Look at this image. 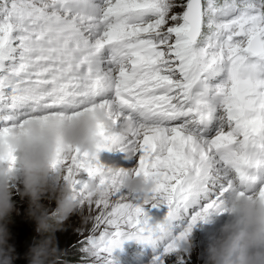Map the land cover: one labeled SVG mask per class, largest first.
<instances>
[{
  "label": "snow or ice",
  "instance_id": "snow-or-ice-1",
  "mask_svg": "<svg viewBox=\"0 0 264 264\" xmlns=\"http://www.w3.org/2000/svg\"><path fill=\"white\" fill-rule=\"evenodd\" d=\"M96 106L133 131H101L94 154L69 147L50 168L91 220L96 260L111 264L125 240L160 241L165 264L230 192L264 200V0H0V138ZM114 147L136 166L105 169L98 153ZM0 163L14 171L17 153ZM124 175L152 178L149 199ZM145 205L168 211L153 221Z\"/></svg>",
  "mask_w": 264,
  "mask_h": 264
},
{
  "label": "clouds",
  "instance_id": "clouds-1",
  "mask_svg": "<svg viewBox=\"0 0 264 264\" xmlns=\"http://www.w3.org/2000/svg\"><path fill=\"white\" fill-rule=\"evenodd\" d=\"M101 131L122 139L133 131V123L125 119L117 126L103 107L96 106L71 118L33 119L12 131L6 139L0 138V161L8 159L9 147L18 154L23 186L20 195L29 201L25 218L34 222L35 232L42 237L24 254L28 264H57L64 253L57 246L55 233L64 231L65 222L80 208L70 185L64 183L54 190L56 210L50 221L40 201L51 190V163L61 150L69 147L94 154ZM13 179V171L0 163V264H14L17 259L15 248L9 243L12 238L9 225L14 214H19L9 188ZM121 180L124 189L142 200H148L155 187L153 179H145L143 175H124ZM90 191L96 192V189L90 187ZM224 207L230 219L208 246V264H264V200L233 191L227 195ZM179 247L188 253L191 241L188 238L180 241Z\"/></svg>",
  "mask_w": 264,
  "mask_h": 264
},
{
  "label": "rangeland",
  "instance_id": "rangeland-1",
  "mask_svg": "<svg viewBox=\"0 0 264 264\" xmlns=\"http://www.w3.org/2000/svg\"><path fill=\"white\" fill-rule=\"evenodd\" d=\"M18 156V154H17ZM124 157V153L120 152L115 147L112 150H102L98 153L99 163L106 169H119L121 168V162ZM107 159H111L114 165L109 161L105 163ZM105 165V166H104ZM135 165L133 163L125 165L124 169L134 168ZM14 179L9 182V188L12 192V201L15 209L18 211V215L14 214L13 223L9 225L10 233L13 232L15 228H17L18 221L23 222V228L18 226V229L22 230V232H26L31 235V240L33 241L37 235L41 237L39 233L35 232V224L32 221H27L25 218V211L28 208V198L21 197L20 193L22 191V177L19 169V165L17 164L16 169L13 171ZM49 182L51 185V190L45 194V197L41 199L40 203H42L47 209L48 216L50 218L54 217L56 210V199H55V189L62 187L64 184L63 179L59 176L58 173L52 171L49 176ZM206 202V201H205ZM167 209L165 205H160L157 208H152L150 205H145V211L148 212V215L154 219L155 210H163ZM218 215L215 213L211 214L206 221L198 222L192 229L190 236L188 239L191 241V249L188 253L180 252L178 254H172L169 257L165 258V264L173 261H176L177 255L188 259H196L199 260V264H208V246L211 240L215 237L219 236L220 227L230 219L229 214L226 212L222 216L221 223L219 226H214L217 223ZM188 219V218H187ZM187 219L184 223H182L180 231H182L183 227L187 223ZM25 223V224H24ZM65 230L57 231L55 233L57 238V246L58 248L63 250V255L57 260V264H102L101 261L95 259L90 250H87L84 245V235L83 229L91 226V220L85 213L83 208H79L77 212L73 213L69 219L65 222ZM179 231V232H180ZM178 232V233H179ZM146 244V243H144ZM142 244V246L144 245ZM111 255V257H109ZM120 258H124L123 254H117ZM159 255V252L153 253L150 256H144L139 261H134L131 264H154V258ZM107 259L113 258L112 254H106ZM69 262V263H68ZM173 264V263H172Z\"/></svg>",
  "mask_w": 264,
  "mask_h": 264
},
{
  "label": "trees",
  "instance_id": "trees-1",
  "mask_svg": "<svg viewBox=\"0 0 264 264\" xmlns=\"http://www.w3.org/2000/svg\"><path fill=\"white\" fill-rule=\"evenodd\" d=\"M30 222V220H27ZM23 222L18 221L17 228L13 230L11 233V240L9 243L13 244L15 248V254L17 256V259H15L14 264H28V261L24 258V254L27 252L28 248L33 244L34 241L40 240L42 237L37 235V237L32 241L31 240V235L27 234L28 230L26 229V232H22L20 228L18 229V226L23 228ZM25 224V223H24ZM183 264H199V260H194V259H188V257L183 258ZM69 263V262H68ZM179 264L178 260L176 261H171L167 264Z\"/></svg>",
  "mask_w": 264,
  "mask_h": 264
},
{
  "label": "bare ground",
  "instance_id": "bare-ground-1",
  "mask_svg": "<svg viewBox=\"0 0 264 264\" xmlns=\"http://www.w3.org/2000/svg\"><path fill=\"white\" fill-rule=\"evenodd\" d=\"M109 257H111V255Z\"/></svg>",
  "mask_w": 264,
  "mask_h": 264
}]
</instances>
